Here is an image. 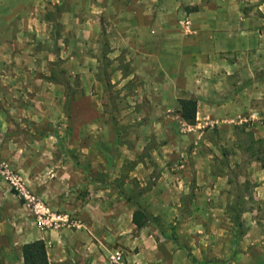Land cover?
<instances>
[{
    "label": "rangeland",
    "instance_id": "374dc122",
    "mask_svg": "<svg viewBox=\"0 0 264 264\" xmlns=\"http://www.w3.org/2000/svg\"><path fill=\"white\" fill-rule=\"evenodd\" d=\"M181 1L42 0L16 12L24 22L13 37L50 55L34 92L21 94L28 107L5 109L17 122L0 121V261L16 264L37 228L55 233L47 250L65 246L64 233L93 210H118L92 208L81 169L115 189L124 183L144 222L133 246L103 229L84 238L107 264L127 253L135 264L140 250L146 264H264V116L250 109L241 121L193 128L177 114L182 93L160 87L149 45L193 34ZM64 172L69 189L51 198Z\"/></svg>",
    "mask_w": 264,
    "mask_h": 264
},
{
    "label": "crops",
    "instance_id": "0c3cea01",
    "mask_svg": "<svg viewBox=\"0 0 264 264\" xmlns=\"http://www.w3.org/2000/svg\"><path fill=\"white\" fill-rule=\"evenodd\" d=\"M0 1V11L8 13L0 16V121L7 124L16 123L17 120L9 117L5 109L21 112L28 107V103L22 104L21 94L24 90L34 92L40 79V59L43 55L50 54L48 51H37L30 44L26 46L18 35L13 37L16 28L21 27L24 22L21 18V21L18 20L16 12L39 5L42 0ZM181 2L183 6H187V11L183 7L181 12L189 19L193 34L160 38L157 47L149 45V50L144 45L140 48L147 56H150L147 49L158 55L160 87L169 86L175 92L182 93L183 97L179 99H195V123L190 126L193 128L212 120L230 124L236 117L238 119L242 116L245 110L250 109L259 116H264V0ZM17 24L20 26H16ZM78 175L84 185L94 187L88 195L90 204L93 203L92 208L116 204L118 210L103 209L88 213L90 222L86 226L77 224V230H70V234L64 233L65 246L53 243L52 248L50 246L45 249L48 264H107L95 247L83 243L86 236L88 239L94 237L100 229L108 235L121 236L119 242L122 245L133 246L137 240L132 234L135 226L131 223L133 211L128 205L130 202L120 191L125 186L124 183H120L119 188L115 189L99 179H86L81 169L78 170ZM69 177V173L63 174L62 185L51 187V198L65 194L69 189ZM69 215L78 221L82 219L76 213ZM98 217L117 221L118 224H99ZM82 227L84 230L80 229ZM40 229L44 228H37V236L27 242L41 240L44 245H50L51 236L55 233L51 230H42L40 233ZM143 252L145 253L140 250L137 254L139 261L133 257L135 264H146ZM129 260L130 253H127L123 257V264H128ZM0 262L7 264L6 257H1ZM16 264H22L21 251Z\"/></svg>",
    "mask_w": 264,
    "mask_h": 264
},
{
    "label": "trees",
    "instance_id": "16d2710c",
    "mask_svg": "<svg viewBox=\"0 0 264 264\" xmlns=\"http://www.w3.org/2000/svg\"><path fill=\"white\" fill-rule=\"evenodd\" d=\"M178 105L177 114L180 120L188 126L195 123L196 101L194 98L177 99ZM131 223L136 229H141L144 222L141 221L137 211H133L131 215ZM21 259L22 264H48L46 258V251L44 243L41 240L27 242L21 245ZM185 255L192 261L187 250Z\"/></svg>",
    "mask_w": 264,
    "mask_h": 264
},
{
    "label": "built area",
    "instance_id": "2783aa9c",
    "mask_svg": "<svg viewBox=\"0 0 264 264\" xmlns=\"http://www.w3.org/2000/svg\"><path fill=\"white\" fill-rule=\"evenodd\" d=\"M111 258H113V257H111ZM112 260H113V262H114V263H116V261H115V259H114V258H113ZM116 264H117V263H116Z\"/></svg>",
    "mask_w": 264,
    "mask_h": 264
}]
</instances>
